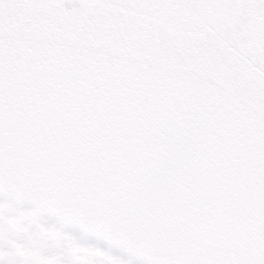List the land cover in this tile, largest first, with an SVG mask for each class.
I'll return each instance as SVG.
<instances>
[{
	"label": "snow or ice",
	"instance_id": "snow-or-ice-1",
	"mask_svg": "<svg viewBox=\"0 0 264 264\" xmlns=\"http://www.w3.org/2000/svg\"><path fill=\"white\" fill-rule=\"evenodd\" d=\"M0 264H264V0H0Z\"/></svg>",
	"mask_w": 264,
	"mask_h": 264
}]
</instances>
